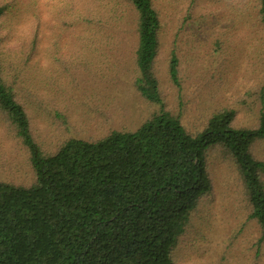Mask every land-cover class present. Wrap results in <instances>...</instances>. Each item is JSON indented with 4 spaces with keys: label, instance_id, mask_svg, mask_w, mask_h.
Here are the masks:
<instances>
[{
    "label": "trees",
    "instance_id": "1",
    "mask_svg": "<svg viewBox=\"0 0 264 264\" xmlns=\"http://www.w3.org/2000/svg\"><path fill=\"white\" fill-rule=\"evenodd\" d=\"M186 1L187 13L171 20L157 0H66L71 6L64 12L59 1L20 13L18 30H29L28 40L8 42L14 28L5 29L3 22H12L15 6L0 0V124L8 133L0 138V264H185L184 239L216 195L220 165L236 172L247 214L260 230L257 246L264 248V158L256 154L264 142V84L234 104L207 108L199 118L203 125L191 127L180 98L184 83L175 43L168 72L181 93L178 108L166 101L155 69L167 28L179 39L190 23L201 32L211 30L210 22L219 33L210 54L212 67L220 65L211 70L217 73L212 79L219 77L216 85L226 82L235 64L238 74L255 61L264 67V0ZM45 7L52 17L42 12ZM49 19L64 39L74 33L90 46L128 25L132 81L149 105L139 127L95 139L68 137L53 147L40 142L24 72H41ZM113 35L125 41L123 31ZM12 144L24 150L26 181L3 173L15 169Z\"/></svg>",
    "mask_w": 264,
    "mask_h": 264
},
{
    "label": "rangeland",
    "instance_id": "2",
    "mask_svg": "<svg viewBox=\"0 0 264 264\" xmlns=\"http://www.w3.org/2000/svg\"><path fill=\"white\" fill-rule=\"evenodd\" d=\"M3 1H13L15 6L12 22L10 18L3 22L5 29L14 28L15 36L9 35L8 42L28 40L29 30H18V27L22 28L20 13L34 14L39 7L59 1L62 12L71 6L66 0ZM157 4L164 11L166 19L168 17L167 20L187 13L186 0H157ZM42 12L48 18L51 16L46 7ZM48 22L49 33L47 36L45 32L42 34L40 47L45 53L41 61V72L38 74L35 67L24 72L25 80L32 84L25 91L40 142L46 147H53L68 137L95 139L116 128L139 127L149 114V105L142 100L132 81L135 67L131 50L134 45L128 39V25L116 28L115 31L112 29L109 31L110 39L106 41L108 37L103 34L102 44L94 42L90 46V42L83 43L74 33H69L64 39L59 35V30L55 33V23L50 19ZM225 27L222 24L221 28ZM196 28V25L190 23L179 39L173 37L175 31L171 34L170 27L167 28L168 34L155 64L166 101L169 106L178 108V96L181 93L171 82L168 72V55L175 43L181 59L184 83L180 98L186 108V123L191 127L203 125L204 122H200L199 118H203L207 108L234 104L242 94L264 84V67L259 62L255 64V61L254 64H247L242 74H238L235 71L236 64L233 65L230 73L224 77L226 82L216 85L219 77L212 79L217 73L211 70L217 67V71L220 70V65L217 62L212 67L214 61L210 54L219 33L212 22L208 27L210 31L198 32ZM117 31L121 34L123 31L124 42L115 41L113 32L116 34ZM250 52L254 54L252 47ZM35 66L38 67L37 62ZM236 74L239 76L235 77ZM211 91L215 97L210 94ZM253 103L254 99L251 98L248 105ZM242 115L245 120L248 119L247 115ZM5 129L4 124H0V138L7 136ZM8 149L15 151V169L11 172L8 168L3 172L4 175H9L10 179L17 182L28 180L24 150H18L13 144ZM256 154L264 158V142L257 146ZM215 177L216 195L210 200L208 210L195 219L184 239L183 263L264 264V248L258 247L256 243L260 230L247 214L245 194L236 172L227 165H220L215 168Z\"/></svg>",
    "mask_w": 264,
    "mask_h": 264
}]
</instances>
